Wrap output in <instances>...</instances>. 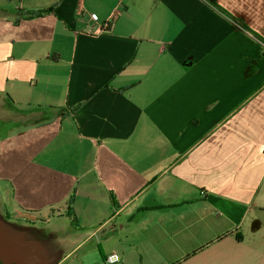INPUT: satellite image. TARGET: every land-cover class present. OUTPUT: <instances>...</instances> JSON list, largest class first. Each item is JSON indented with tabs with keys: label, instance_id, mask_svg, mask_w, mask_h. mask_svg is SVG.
Returning a JSON list of instances; mask_svg holds the SVG:
<instances>
[{
	"label": "crops",
	"instance_id": "obj_1",
	"mask_svg": "<svg viewBox=\"0 0 264 264\" xmlns=\"http://www.w3.org/2000/svg\"><path fill=\"white\" fill-rule=\"evenodd\" d=\"M262 40L264 0H0L14 213L116 264H264Z\"/></svg>",
	"mask_w": 264,
	"mask_h": 264
},
{
	"label": "rangeland",
	"instance_id": "obj_2",
	"mask_svg": "<svg viewBox=\"0 0 264 264\" xmlns=\"http://www.w3.org/2000/svg\"><path fill=\"white\" fill-rule=\"evenodd\" d=\"M4 113L0 112V118ZM0 135H4L10 123L0 121ZM3 181V180H2ZM0 180V264H107L102 259L101 250L90 242L85 250L69 253L73 236L63 237V246H56L54 240L49 241L41 233L42 222L33 224L14 213V201L9 195L11 188ZM74 231L68 233H73ZM56 240V239H55ZM106 246L102 249L106 252ZM32 257L33 259H28Z\"/></svg>",
	"mask_w": 264,
	"mask_h": 264
},
{
	"label": "built area",
	"instance_id": "obj_3",
	"mask_svg": "<svg viewBox=\"0 0 264 264\" xmlns=\"http://www.w3.org/2000/svg\"><path fill=\"white\" fill-rule=\"evenodd\" d=\"M88 17H89V21H96V18H97V15L96 13L94 12H89L88 14ZM108 26H109V22L105 23V24H102V25H97V27L90 31V34H93V35H98L100 33H102L104 30H107L108 29ZM121 254L118 253V252H110L106 258H105V262L107 264H116V263H119L121 261Z\"/></svg>",
	"mask_w": 264,
	"mask_h": 264
},
{
	"label": "trees",
	"instance_id": "obj_4",
	"mask_svg": "<svg viewBox=\"0 0 264 264\" xmlns=\"http://www.w3.org/2000/svg\"><path fill=\"white\" fill-rule=\"evenodd\" d=\"M213 1H215V0H213ZM48 12H49L48 9H44V10H39V11H36V12H31V13H29V15H30L31 17H34V16H40V15H43V14L48 13ZM262 41H264V40H262ZM261 58L264 60V50H263V52L261 53Z\"/></svg>",
	"mask_w": 264,
	"mask_h": 264
}]
</instances>
